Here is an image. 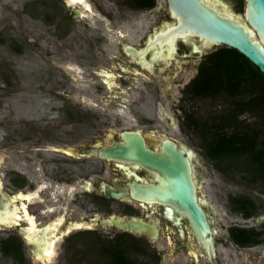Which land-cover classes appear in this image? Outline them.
Instances as JSON below:
<instances>
[{"label": "flooded vegetation", "instance_id": "af4514ba", "mask_svg": "<svg viewBox=\"0 0 264 264\" xmlns=\"http://www.w3.org/2000/svg\"><path fill=\"white\" fill-rule=\"evenodd\" d=\"M14 5H19L18 9ZM0 6L13 9L14 16L25 23L19 19L0 21V29L16 27L33 38L31 50L40 71L33 94L43 95L41 99L33 97L40 112L37 117L21 114L17 126L11 118L0 120L7 130L1 137L6 149V190L35 191L39 180L50 183V190L43 188L45 204L28 202L40 228L58 221L59 213L64 212L56 208L46 215L42 208L50 205L53 209L65 201L74 209L68 211V223L99 212L100 218L149 221L145 204L154 200L112 199L111 193L100 191L98 184L115 186L113 181H126V174H115L110 158L100 155L101 145L109 146L113 131L117 138H123V132L156 131L179 140L180 147L194 149L197 155L187 135L192 128L183 124L185 111L191 110L183 102V93L209 46L205 52L189 56L191 59L154 61L150 71L127 58L122 45L143 50L149 35L160 31V21H166L164 13L171 15L167 2L161 6L156 1L146 7L133 6L130 0H0ZM153 7L156 19L151 18ZM135 11L140 15L136 17ZM26 17L35 23H28ZM127 21L141 29L120 31ZM9 36L14 35L4 37ZM12 49L24 53L19 42ZM43 60L52 70L45 67L50 76L41 83L39 63ZM55 70L61 75L54 80ZM180 71H191L186 82H180ZM52 79L53 88L48 90L45 84ZM89 142L99 144L97 154L75 157V151H63ZM192 160L198 172L203 169L214 177L218 171L227 180L259 188L264 196V176L247 179L234 173L228 177L211 159L205 164L207 169L197 158ZM4 178L16 188L6 185ZM200 182L202 187L201 177ZM239 194L254 202L251 214L230 208L228 199ZM203 197L210 204L204 192ZM226 197L229 210L242 220L220 223L221 230L216 227L215 259H208L198 247L196 233L185 228V240H191V249L196 251V262L189 260L187 246L168 229L172 220H166L164 203L157 200L161 219L157 239L147 232L92 224L72 230L69 241L59 243L55 264H264V201H256L244 190L228 192ZM0 264H33L24 228L1 231Z\"/></svg>", "mask_w": 264, "mask_h": 264}, {"label": "water", "instance_id": "95a60500", "mask_svg": "<svg viewBox=\"0 0 264 264\" xmlns=\"http://www.w3.org/2000/svg\"><path fill=\"white\" fill-rule=\"evenodd\" d=\"M171 15L160 21V31L149 35L144 49L122 45L127 58L151 71V63L169 59L197 56L210 45H226L242 53L257 66L264 77V0H166ZM19 19L14 10L0 6V21ZM25 24V23H24ZM117 138L111 132L109 146L101 145L103 157H109L115 174H126V181H113L115 186L98 184L100 191L111 193L112 199L140 198L154 200L145 204L147 220L100 218V212L68 223L66 201L51 209L42 208L47 215L63 208L58 221L39 227L36 214L29 211L30 203L47 202L43 188L50 183L39 180L35 191L8 192L2 180L6 149H0V230L24 228L34 262L55 264L59 243L68 242L72 230L99 224L120 229L147 232L157 239L160 214L157 200L164 203L168 229L188 248L189 260L196 262L191 240H185V228L196 233L198 247L208 259H215L214 237H219L210 204L203 197L199 172L192 157L194 149L179 146V140L156 131L123 132ZM97 145L87 143L75 151L76 156L97 154Z\"/></svg>", "mask_w": 264, "mask_h": 264}, {"label": "trees", "instance_id": "16d2710c", "mask_svg": "<svg viewBox=\"0 0 264 264\" xmlns=\"http://www.w3.org/2000/svg\"><path fill=\"white\" fill-rule=\"evenodd\" d=\"M156 0H130L150 7ZM242 53L226 45L204 54L197 72L184 88L190 98L223 97L226 103L205 114L185 111L183 124L199 136L203 154L228 177L239 173L253 179L264 176V77ZM253 119L247 120L242 114ZM231 209L249 215L255 209L249 197L229 198Z\"/></svg>", "mask_w": 264, "mask_h": 264}, {"label": "rangeland", "instance_id": "374dc122", "mask_svg": "<svg viewBox=\"0 0 264 264\" xmlns=\"http://www.w3.org/2000/svg\"><path fill=\"white\" fill-rule=\"evenodd\" d=\"M156 1L157 5H166V0ZM14 6H16V9H18L19 7V5ZM155 7H153V13L151 17L153 19H156L157 17ZM135 13L136 14L134 15H136V17L137 15H140V11H135ZM27 20H29L28 23H35L34 20L31 21L28 17H26V21ZM132 20L134 21V19ZM133 21H127L128 23H123L122 27L120 28V31L125 30L129 33L134 31L135 29H141L137 28ZM144 26L145 24L143 22L142 29L145 28ZM10 33H13L14 36H9L11 38L6 39V37L4 36L6 34L10 35ZM0 35H3V40H0V120L6 117H8L9 119L11 118L13 120V125L17 126L18 124L16 123V121L20 119L21 114L25 113V115L31 118H35L37 117V115H40V112L38 111L39 109L36 108L33 104L35 102V99L33 100V97L35 96L33 94V88L35 87L34 85L38 83L37 74H39L40 71H38L39 66L37 64L36 66L34 63V59L35 62H37V57H35L34 51L31 50L33 41L32 37L26 36L24 33L19 32V29L16 27H14V30H9V28H2L0 29ZM41 40L45 41L47 39L42 38ZM16 42L20 43L21 47L24 49V53H17L12 49V45H14V43ZM217 47L218 45H210L207 48L206 52H209ZM200 57H202V55H200ZM191 58L192 57H188V59ZM184 59L185 57H181L180 61ZM39 64L42 65L40 68L42 76H39L41 77V83H43L44 81H46V78L50 76V73H47L48 70H45V67L49 68L50 66L47 65L44 60L41 61ZM180 67H183L181 63ZM35 68L36 71L34 70ZM49 70H52V68L50 67ZM193 72L194 71H192V73ZM55 73L56 74L53 77L54 80L56 79V77L61 75V72L58 70H55ZM190 76L191 71L190 73L180 71V82H186ZM53 79L50 81L49 85L45 84L46 89L49 90L53 88V86H51L53 83ZM56 82L58 83L57 85H60L58 79L56 80ZM37 93H39L40 95L35 96L36 99H41L43 95L40 92ZM184 93L183 102H187L186 105L190 107L191 110H195L196 114L199 115L205 114L209 110L215 107L223 106L226 103L223 97L219 96L215 98H187V94ZM44 94H47V91H45ZM242 117L247 118V120L253 119V117L249 116L248 113L242 114ZM5 132H7V130L4 129V125H2L0 122V149H3L2 147H4L1 137L5 135ZM187 135L189 137L190 142L194 144V147L198 151L197 157L199 164L205 167V169H207V166H205V164L211 162L208 157H206L202 152V148L199 144V136H197L194 131L187 133ZM3 170L4 169L2 168V180ZM199 172L200 177L203 180L202 192L205 193L207 199L210 201L212 208L211 211L213 214L215 225L220 230V223L242 220V218L240 217V215H238L237 212L229 210L226 203V196L228 192L231 193L244 190L245 192L247 191L248 193H250L256 201H264V196H262L260 191H258L259 188L257 187H248L242 182L227 180L218 171L215 172L214 177L208 175L203 169H199ZM4 181V183H6V185H9L11 188H16L14 186H11L6 178H4ZM1 231H4V229L0 230V233ZM85 250L88 253H91V250L88 247H86Z\"/></svg>", "mask_w": 264, "mask_h": 264}]
</instances>
